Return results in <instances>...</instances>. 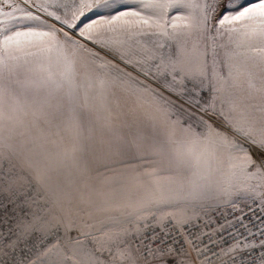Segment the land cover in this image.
<instances>
[{"label": "snow or ice", "instance_id": "6c2138e0", "mask_svg": "<svg viewBox=\"0 0 264 264\" xmlns=\"http://www.w3.org/2000/svg\"><path fill=\"white\" fill-rule=\"evenodd\" d=\"M0 264H264V0H0Z\"/></svg>", "mask_w": 264, "mask_h": 264}]
</instances>
